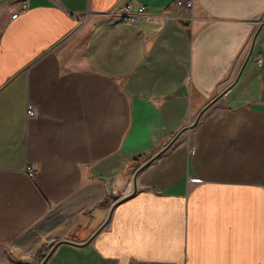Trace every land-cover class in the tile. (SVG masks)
<instances>
[{
    "label": "crops",
    "instance_id": "1",
    "mask_svg": "<svg viewBox=\"0 0 264 264\" xmlns=\"http://www.w3.org/2000/svg\"><path fill=\"white\" fill-rule=\"evenodd\" d=\"M176 1L0 0V264H264V0Z\"/></svg>",
    "mask_w": 264,
    "mask_h": 264
},
{
    "label": "built area",
    "instance_id": "2",
    "mask_svg": "<svg viewBox=\"0 0 264 264\" xmlns=\"http://www.w3.org/2000/svg\"><path fill=\"white\" fill-rule=\"evenodd\" d=\"M175 8H178L181 10L182 12V17H177L173 12L172 13H163L161 15V18L163 19V21L167 22L170 20H193V15H192V0H177L175 2ZM27 5L25 2H22L18 5V8L16 9V11L14 13L11 14L10 18L11 20H14L18 15L23 14L27 11ZM114 17L127 24L130 25L132 27L137 28L139 26V24L141 23V21H143L144 19L148 18L149 16L146 13V8L145 6H138V7H134L131 4H128L124 7V9L119 12L114 14ZM255 62L258 66H261L262 64V59L260 54H257L255 56ZM26 115L28 118H32L35 116V109L33 107H31L30 105L27 106V111H26ZM25 171L27 172L28 176L30 178H33L35 175V169L34 166L32 164L27 165L25 167Z\"/></svg>",
    "mask_w": 264,
    "mask_h": 264
},
{
    "label": "water",
    "instance_id": "3",
    "mask_svg": "<svg viewBox=\"0 0 264 264\" xmlns=\"http://www.w3.org/2000/svg\"><path fill=\"white\" fill-rule=\"evenodd\" d=\"M262 23H264V19H263ZM261 25H262V24H261ZM259 30H260V29H258V31L256 32V34L254 35V38H253V40H252V43H251V46H250V49H249V53H248V55H247V57H246V59H245V63L249 60V58H250V56H251V53H252V50H253V46H254V42H255V38H256L257 33L259 32ZM203 110H205V108H204ZM203 110H202L201 112H203ZM201 112L198 114L197 120L199 119L200 115L202 114ZM197 120H196V121H197ZM186 129H187V127L181 129V130H180V131L174 136V138L172 139V141L169 143L168 147L171 146L172 143H174V142L176 141V139L180 136V134H181L182 132H184ZM159 154H160V153H159ZM159 154H158V155H159ZM158 155H157V156H158ZM143 167H144V166H143ZM143 167H142V168H143ZM139 170H140V169H139ZM107 222H108V221H106V222L104 223L103 226H105V225L107 224ZM59 243H60V241L56 242V241H54V240H51V241L48 242V246H49V247H52V248H51L49 254L46 256V258H45V260L43 261L42 264H45V261L47 260V258L49 257V255L52 253V251L55 249V247H56ZM65 243H67V242H65Z\"/></svg>",
    "mask_w": 264,
    "mask_h": 264
},
{
    "label": "rangeland",
    "instance_id": "4",
    "mask_svg": "<svg viewBox=\"0 0 264 264\" xmlns=\"http://www.w3.org/2000/svg\"><path fill=\"white\" fill-rule=\"evenodd\" d=\"M43 262V261H42ZM42 264V263H41Z\"/></svg>",
    "mask_w": 264,
    "mask_h": 264
}]
</instances>
